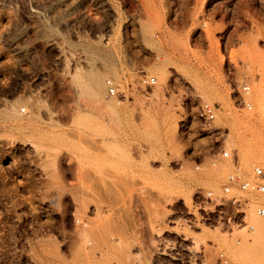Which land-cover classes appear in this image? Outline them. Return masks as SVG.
<instances>
[{
  "label": "rangeland",
  "instance_id": "374dc122",
  "mask_svg": "<svg viewBox=\"0 0 264 264\" xmlns=\"http://www.w3.org/2000/svg\"><path fill=\"white\" fill-rule=\"evenodd\" d=\"M233 162L264 171V0H0V264H264Z\"/></svg>",
  "mask_w": 264,
  "mask_h": 264
},
{
  "label": "built area",
  "instance_id": "2783aa9c",
  "mask_svg": "<svg viewBox=\"0 0 264 264\" xmlns=\"http://www.w3.org/2000/svg\"><path fill=\"white\" fill-rule=\"evenodd\" d=\"M149 83H154V80H149ZM108 95L116 96L117 90L113 86L111 81L107 82ZM242 91L244 94L248 95L250 88L248 86H243ZM248 109L249 106H248ZM197 119L203 126L212 123L215 119V107L209 105L200 106L197 112ZM221 157L228 159L229 155L227 152H222ZM233 170L226 177L225 183L222 185V194L229 202L238 207V211L243 214V219L247 217V212L250 210V201L248 199H243L239 194H250V195H263L264 194V171L256 167L252 172L251 178H247L242 175L236 164L233 162ZM236 192V194H234ZM255 214L259 217L264 216V208L259 205L254 210ZM252 230V228H249Z\"/></svg>",
  "mask_w": 264,
  "mask_h": 264
},
{
  "label": "bare ground",
  "instance_id": "6f19581e",
  "mask_svg": "<svg viewBox=\"0 0 264 264\" xmlns=\"http://www.w3.org/2000/svg\"><path fill=\"white\" fill-rule=\"evenodd\" d=\"M97 75L98 76L94 77L93 80L91 79L92 82H93V88H94L95 93H99L100 92V90L102 89V83L101 82H103L102 81L103 78L100 79V75L99 74H97ZM246 166H248V165H246ZM263 226H264V224H263ZM263 229H264V227H263Z\"/></svg>",
  "mask_w": 264,
  "mask_h": 264
}]
</instances>
